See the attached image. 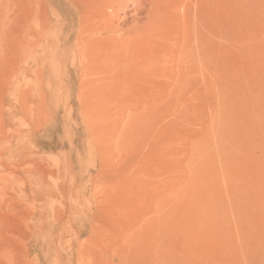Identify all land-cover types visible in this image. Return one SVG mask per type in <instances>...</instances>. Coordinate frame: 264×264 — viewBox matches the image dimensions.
Returning <instances> with one entry per match:
<instances>
[{
    "label": "rangeland",
    "instance_id": "1",
    "mask_svg": "<svg viewBox=\"0 0 264 264\" xmlns=\"http://www.w3.org/2000/svg\"><path fill=\"white\" fill-rule=\"evenodd\" d=\"M0 264H264V0H0Z\"/></svg>",
    "mask_w": 264,
    "mask_h": 264
}]
</instances>
